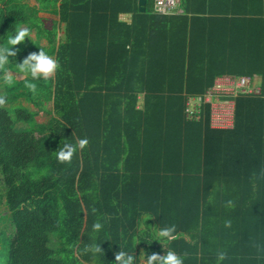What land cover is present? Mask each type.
<instances>
[{
  "label": "trees",
  "instance_id": "16d2710c",
  "mask_svg": "<svg viewBox=\"0 0 264 264\" xmlns=\"http://www.w3.org/2000/svg\"><path fill=\"white\" fill-rule=\"evenodd\" d=\"M137 3L0 0V39L33 33L12 63L43 47L61 65L39 100L19 78L0 106L13 227L0 230V264H116L119 250L137 264L167 250L184 264H264V0H179L168 15ZM222 75H258L261 93L235 99L232 129L210 128L208 106L186 120L187 97ZM81 138L70 161L57 158ZM172 223L176 238L156 241Z\"/></svg>",
  "mask_w": 264,
  "mask_h": 264
},
{
  "label": "clouds",
  "instance_id": "9594fccd",
  "mask_svg": "<svg viewBox=\"0 0 264 264\" xmlns=\"http://www.w3.org/2000/svg\"><path fill=\"white\" fill-rule=\"evenodd\" d=\"M26 37L31 38V30L29 27L16 26L12 31L8 32L5 39H0V106L6 105L11 101L10 92L18 85L17 74L23 77L20 88L36 100L41 98L45 89L41 87V83H48V78L56 72L60 67L58 59L54 58L43 47H39V51H33L23 58L22 62L12 63L13 59L20 51L14 46L24 41ZM88 143L87 138L79 139L78 143L65 142L56 151V156L60 161H70L78 148H83ZM231 203V201H229ZM230 224L231 221H226ZM94 227L99 229L101 225L95 224ZM176 238V225L165 224L160 227L155 234L156 241H171ZM94 252H100V245L92 248ZM187 253L180 254L174 250H167L166 254L161 255L157 252L147 253L145 264H184ZM226 253L220 251L218 257L223 260ZM116 264H137V254L127 250H119L115 255Z\"/></svg>",
  "mask_w": 264,
  "mask_h": 264
},
{
  "label": "built area",
  "instance_id": "2783aa9c",
  "mask_svg": "<svg viewBox=\"0 0 264 264\" xmlns=\"http://www.w3.org/2000/svg\"><path fill=\"white\" fill-rule=\"evenodd\" d=\"M179 0H154L156 14L168 15L177 11ZM257 77H237L222 75L214 79L213 84L203 94L189 96L184 107V117L188 121H199L203 109L208 106L209 126L212 129L227 130L234 125L235 99L238 96H253L261 93L256 84Z\"/></svg>",
  "mask_w": 264,
  "mask_h": 264
},
{
  "label": "rangeland",
  "instance_id": "374dc122",
  "mask_svg": "<svg viewBox=\"0 0 264 264\" xmlns=\"http://www.w3.org/2000/svg\"><path fill=\"white\" fill-rule=\"evenodd\" d=\"M47 17H50V16H48L47 15ZM31 37H33V33L31 34ZM19 78H23L22 76H20L19 74H17V79H19ZM256 84H258L259 85V82H257L256 81ZM25 106H27V107H29V108H31V106L30 105H28V104H26V103H23ZM47 116L45 115V116H39V117H36V121L38 122V123H41V122H44L45 120H47ZM2 213V215H3V218H0V230L1 231H4L5 232V234L6 235H9V236H11V234L13 233V227H12V225H11V223H10V221H9V219L7 218V217H5V215H7L6 213H5V207H4V205L1 203L0 204V214ZM0 255H1V257H0V260L3 258V260L5 259L4 257H5V255H6V253H2V252H0Z\"/></svg>",
  "mask_w": 264,
  "mask_h": 264
},
{
  "label": "water",
  "instance_id": "95a60500",
  "mask_svg": "<svg viewBox=\"0 0 264 264\" xmlns=\"http://www.w3.org/2000/svg\"><path fill=\"white\" fill-rule=\"evenodd\" d=\"M137 5L140 12L145 11V0H138Z\"/></svg>",
  "mask_w": 264,
  "mask_h": 264
},
{
  "label": "crops",
  "instance_id": "0c3cea01",
  "mask_svg": "<svg viewBox=\"0 0 264 264\" xmlns=\"http://www.w3.org/2000/svg\"><path fill=\"white\" fill-rule=\"evenodd\" d=\"M41 16H44V17H47V15H45V14H40ZM45 43V41H43V44ZM255 77H257V82H259V85H260V81H261V79H260V76H258V75H254Z\"/></svg>",
  "mask_w": 264,
  "mask_h": 264
}]
</instances>
